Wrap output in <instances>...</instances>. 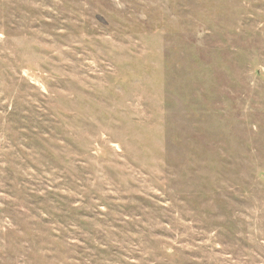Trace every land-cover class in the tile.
<instances>
[{
  "label": "rangeland",
  "instance_id": "obj_1",
  "mask_svg": "<svg viewBox=\"0 0 264 264\" xmlns=\"http://www.w3.org/2000/svg\"><path fill=\"white\" fill-rule=\"evenodd\" d=\"M0 264H264V0H0Z\"/></svg>",
  "mask_w": 264,
  "mask_h": 264
}]
</instances>
